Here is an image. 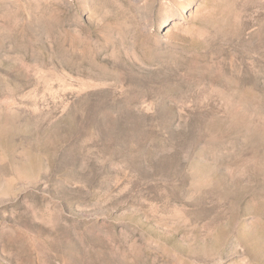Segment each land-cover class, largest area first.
I'll return each instance as SVG.
<instances>
[{
    "label": "rangeland",
    "instance_id": "obj_1",
    "mask_svg": "<svg viewBox=\"0 0 264 264\" xmlns=\"http://www.w3.org/2000/svg\"><path fill=\"white\" fill-rule=\"evenodd\" d=\"M0 264H264V0H0Z\"/></svg>",
    "mask_w": 264,
    "mask_h": 264
}]
</instances>
